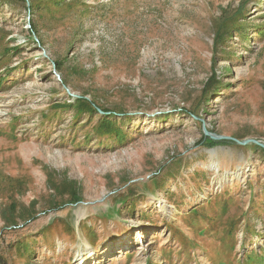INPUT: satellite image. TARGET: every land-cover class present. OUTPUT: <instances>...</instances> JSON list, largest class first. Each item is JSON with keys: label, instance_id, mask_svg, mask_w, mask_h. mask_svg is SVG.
<instances>
[{"label": "rangeland", "instance_id": "1", "mask_svg": "<svg viewBox=\"0 0 264 264\" xmlns=\"http://www.w3.org/2000/svg\"><path fill=\"white\" fill-rule=\"evenodd\" d=\"M217 136L264 143V0H0V264H264Z\"/></svg>", "mask_w": 264, "mask_h": 264}, {"label": "trees", "instance_id": "2", "mask_svg": "<svg viewBox=\"0 0 264 264\" xmlns=\"http://www.w3.org/2000/svg\"><path fill=\"white\" fill-rule=\"evenodd\" d=\"M85 107V106H84ZM84 107H83V109H84ZM90 107L88 106V107H85V109L87 110V109H89ZM92 110H94L93 108H92ZM95 111V110H94ZM95 112H97V111H95ZM113 116H115V114L114 113H112V115H110V116H104L103 118H102V121H101V123H100V126L101 127H104L108 132H114V133H116V134H118L119 133V129H117V127H116V124L112 121V117ZM128 119H130V118H128ZM104 131H102V130H100V131H98L97 133H103ZM111 133H109V135L111 134ZM113 135H110L109 137H112ZM209 139V141H208V143L210 144V145H216V144H218L219 142L221 143V141H215V140H213V139H211V138H208ZM261 149V151H263V153H264V149L263 148H260Z\"/></svg>", "mask_w": 264, "mask_h": 264}, {"label": "water", "instance_id": "3", "mask_svg": "<svg viewBox=\"0 0 264 264\" xmlns=\"http://www.w3.org/2000/svg\"><path fill=\"white\" fill-rule=\"evenodd\" d=\"M206 134L212 135L211 133H208V132H206ZM213 137H215V136H213ZM217 137H221V138H225V139H232V140H234L237 143L242 144V145H246L248 143H255V144H258L264 148V143L257 140V139H246V140L241 141V140H238V139L233 138V137H227V136H217Z\"/></svg>", "mask_w": 264, "mask_h": 264}, {"label": "bare ground", "instance_id": "4", "mask_svg": "<svg viewBox=\"0 0 264 264\" xmlns=\"http://www.w3.org/2000/svg\"><path fill=\"white\" fill-rule=\"evenodd\" d=\"M212 151H214V150H212ZM226 172H229V170H226ZM80 217H82V215H80ZM91 249H89V253H91ZM95 256L96 254L93 252L92 254H91V256ZM96 258V257H95ZM85 263V260H83L80 264H84Z\"/></svg>", "mask_w": 264, "mask_h": 264}]
</instances>
